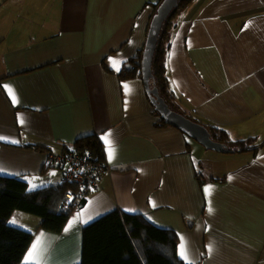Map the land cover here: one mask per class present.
<instances>
[{
  "label": "crops",
  "instance_id": "obj_1",
  "mask_svg": "<svg viewBox=\"0 0 264 264\" xmlns=\"http://www.w3.org/2000/svg\"><path fill=\"white\" fill-rule=\"evenodd\" d=\"M162 2L0 0V175L56 186L47 155L90 136L108 166L61 233L13 215L35 235L22 264H80L85 227L117 209L178 234L188 264H264V0H194L169 27L176 111L256 140L229 154L162 125L141 72L123 78Z\"/></svg>",
  "mask_w": 264,
  "mask_h": 264
},
{
  "label": "trees",
  "instance_id": "obj_2",
  "mask_svg": "<svg viewBox=\"0 0 264 264\" xmlns=\"http://www.w3.org/2000/svg\"><path fill=\"white\" fill-rule=\"evenodd\" d=\"M193 1L181 0L171 13L163 26L153 59L152 84L174 110V97L166 75L169 27L180 10ZM141 57L140 54L129 62L132 67L124 71V79L133 78L141 72L140 66L136 64ZM160 123L167 125L162 119ZM208 130L214 141L226 144L233 153L257 150L254 138L233 141L227 132L214 128ZM66 151L91 155L102 165L107 163L103 145L95 136L78 140ZM56 169L64 172L63 167ZM75 190L77 186L73 183H60L33 190L23 178L0 175V264H22L35 237L33 232L10 224L16 212L40 218V229L59 234L65 229L74 212L66 210L63 201L68 192ZM179 241V236L174 231L158 227L141 215L117 209L85 227L80 264H185L178 256Z\"/></svg>",
  "mask_w": 264,
  "mask_h": 264
},
{
  "label": "water",
  "instance_id": "obj_3",
  "mask_svg": "<svg viewBox=\"0 0 264 264\" xmlns=\"http://www.w3.org/2000/svg\"><path fill=\"white\" fill-rule=\"evenodd\" d=\"M180 1L181 0H163L160 4L149 28L142 59L141 61L136 62V64L141 68L144 86L152 105L160 115V118L164 120L167 125L183 131L207 150L229 154L231 150L226 144L214 141L210 132L203 125L194 122L182 113L172 109L166 100L160 95L158 88L152 84L153 59L163 25L171 13L179 6ZM131 67V64L126 65V69H130Z\"/></svg>",
  "mask_w": 264,
  "mask_h": 264
},
{
  "label": "built area",
  "instance_id": "obj_4",
  "mask_svg": "<svg viewBox=\"0 0 264 264\" xmlns=\"http://www.w3.org/2000/svg\"><path fill=\"white\" fill-rule=\"evenodd\" d=\"M47 157L44 169L63 167L64 175L61 183H73L77 186V190L66 194L63 201L66 210L80 209L91 194L100 190L103 176L108 171L106 164L97 163L91 155H82L76 151L49 153Z\"/></svg>",
  "mask_w": 264,
  "mask_h": 264
},
{
  "label": "snow or ice",
  "instance_id": "obj_5",
  "mask_svg": "<svg viewBox=\"0 0 264 264\" xmlns=\"http://www.w3.org/2000/svg\"><path fill=\"white\" fill-rule=\"evenodd\" d=\"M205 191L207 192V189H206ZM209 211H211V209H209ZM10 223L15 224L16 221L13 220V221H11ZM179 255L181 256L182 259H185V264H188L186 253H185L184 251L181 250V251L179 252Z\"/></svg>",
  "mask_w": 264,
  "mask_h": 264
},
{
  "label": "rangeland",
  "instance_id": "obj_6",
  "mask_svg": "<svg viewBox=\"0 0 264 264\" xmlns=\"http://www.w3.org/2000/svg\"><path fill=\"white\" fill-rule=\"evenodd\" d=\"M47 159H48V157H47ZM49 170V169H48Z\"/></svg>",
  "mask_w": 264,
  "mask_h": 264
},
{
  "label": "clouds",
  "instance_id": "obj_7",
  "mask_svg": "<svg viewBox=\"0 0 264 264\" xmlns=\"http://www.w3.org/2000/svg\"><path fill=\"white\" fill-rule=\"evenodd\" d=\"M86 201V200H85Z\"/></svg>",
  "mask_w": 264,
  "mask_h": 264
}]
</instances>
